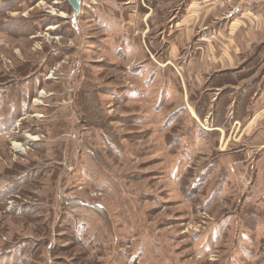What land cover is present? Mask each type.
<instances>
[{
  "label": "rangeland",
  "instance_id": "obj_1",
  "mask_svg": "<svg viewBox=\"0 0 264 264\" xmlns=\"http://www.w3.org/2000/svg\"><path fill=\"white\" fill-rule=\"evenodd\" d=\"M160 1L0 0V264H264V117L232 124L237 79L226 132L196 117L218 42L183 70L181 22L163 63L145 36L163 48L180 0Z\"/></svg>",
  "mask_w": 264,
  "mask_h": 264
},
{
  "label": "crops",
  "instance_id": "obj_2",
  "mask_svg": "<svg viewBox=\"0 0 264 264\" xmlns=\"http://www.w3.org/2000/svg\"><path fill=\"white\" fill-rule=\"evenodd\" d=\"M141 1L142 4L140 7H143L145 10H141L140 8L139 10L146 14L150 8L154 9L156 4L162 2L160 0ZM148 1L152 2L153 5H150ZM179 2L176 20L171 23L173 25L172 31H166V33H168L166 35V44L160 49V41L149 43L151 34L148 33V31L146 32L148 34L145 36L146 47L151 53H154L153 45L156 46L158 44L160 53L159 50H156L155 53H157L163 63L167 64L168 60L172 58L169 53L172 46H174L179 57L173 59H175L176 62L177 59L181 60L186 54L187 50L185 48L188 46L187 42L181 46L179 45L180 40H176V36H181V29L178 28V25L182 22L180 26H184L185 30L187 27L189 30L192 29L191 32L189 31L187 33L188 37L186 36L189 41V49H191L192 52L188 50L187 57L181 62V65H183L181 68L185 70L187 69L186 67L189 61H191L194 56H199L203 52V49L205 50V46H202L205 45V42H209L208 37L210 36L213 38L218 43L215 42V44H211V46L208 47L207 54L210 61L207 66L210 72H207L204 78L206 81L207 79H211L212 82L210 84L206 82V85L209 84L210 90H215L221 87L225 88L226 81L237 79L240 95L248 97V100L241 101L239 115L232 120V124L235 122L240 124L244 131L249 125L251 126L254 124L256 126L259 123L258 118L261 120L264 117V106L262 102L264 99V31H260V29H264V0H242L239 1L240 3H237V6L227 5V2L224 0H215V3L212 2L213 4H207V0H180ZM217 5L220 6V8H218L221 10L220 15H214V19H212L210 14L214 13L212 10L214 7H218ZM193 6L197 7V9L201 8V10L199 9L197 12H199V14L201 13L203 18L210 16V22L208 21L207 24H204L202 20L200 21V19H198L196 21V19H194L190 23L192 24V22H194L193 25L189 26L187 24L188 19L183 21V18L187 16L188 10L193 8ZM147 20L148 22H146ZM146 21L145 26L151 29L154 22L149 18H147ZM182 38H184V36H182ZM171 41L173 45L170 44ZM180 81L182 85H184L187 79L181 78ZM217 82H223V84H217ZM231 86L234 87L233 83H231ZM210 95H212V92H210ZM213 103L215 106V101ZM222 103L223 112L232 109L231 106H226L225 99H223ZM190 108L194 111L192 103ZM209 111L206 116L207 118L209 117L210 130L212 129L220 132L221 128H223L226 132V126H224V124L219 126L212 123L214 117ZM262 128L263 129L257 131V133L264 134V127Z\"/></svg>",
  "mask_w": 264,
  "mask_h": 264
},
{
  "label": "trees",
  "instance_id": "obj_3",
  "mask_svg": "<svg viewBox=\"0 0 264 264\" xmlns=\"http://www.w3.org/2000/svg\"><path fill=\"white\" fill-rule=\"evenodd\" d=\"M148 3L150 4V5H153V3L152 2H150V1H148ZM140 9L141 10H145L143 7H140ZM207 82H209V84L212 82V80L211 79H207ZM221 84V82H217V84ZM209 84L208 85H206V87L203 89V93H204V95H206V100H208V98H209V95H210V92H212L213 90H210V86H209ZM232 89H231V83L229 82V81H226V87L225 88H222L221 89V91H220V93L217 95V97H216V99L215 100H217V102H215V105H216V110L215 111H211L213 114H212V116L214 117L213 118V124H215V125H219V126H222L223 124L222 123H216V121H215V115L217 116V113H216V111H220V98H222L225 94H226V92L228 91V92H230ZM234 90V89H233ZM191 98V96L189 95V99ZM203 100V99H202ZM194 101V99H193V97L191 98V100H190V102L192 103V105H193V107H194V111H195V113H196V115H197V117L202 121L204 118H205V116H206V114H207V112L209 111V110H207V108H205V107H203L201 104H199V103H194L193 102ZM203 103H204V105L206 104V107H207V103H205V101H202ZM208 102V105L210 104V100L209 101H207ZM198 104V105H197ZM227 104V103H226ZM210 112V111H209ZM216 113V114H215ZM237 118V117H236ZM225 128V127H224ZM218 132V131H217Z\"/></svg>",
  "mask_w": 264,
  "mask_h": 264
},
{
  "label": "water",
  "instance_id": "obj_4",
  "mask_svg": "<svg viewBox=\"0 0 264 264\" xmlns=\"http://www.w3.org/2000/svg\"><path fill=\"white\" fill-rule=\"evenodd\" d=\"M75 13L80 10V0H67Z\"/></svg>",
  "mask_w": 264,
  "mask_h": 264
},
{
  "label": "built area",
  "instance_id": "obj_5",
  "mask_svg": "<svg viewBox=\"0 0 264 264\" xmlns=\"http://www.w3.org/2000/svg\"><path fill=\"white\" fill-rule=\"evenodd\" d=\"M225 2H229L232 1V3L236 2V1H241V0H224Z\"/></svg>",
  "mask_w": 264,
  "mask_h": 264
},
{
  "label": "bare ground",
  "instance_id": "obj_6",
  "mask_svg": "<svg viewBox=\"0 0 264 264\" xmlns=\"http://www.w3.org/2000/svg\"><path fill=\"white\" fill-rule=\"evenodd\" d=\"M16 148H21L20 144H16Z\"/></svg>",
  "mask_w": 264,
  "mask_h": 264
}]
</instances>
